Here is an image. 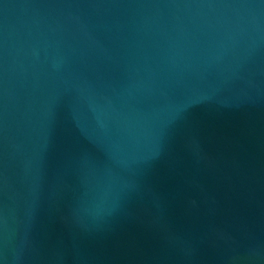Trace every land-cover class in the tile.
<instances>
[{
	"label": "water",
	"instance_id": "95a60500",
	"mask_svg": "<svg viewBox=\"0 0 264 264\" xmlns=\"http://www.w3.org/2000/svg\"><path fill=\"white\" fill-rule=\"evenodd\" d=\"M0 264H264V0H0Z\"/></svg>",
	"mask_w": 264,
	"mask_h": 264
}]
</instances>
